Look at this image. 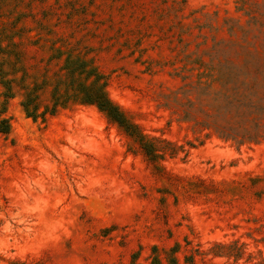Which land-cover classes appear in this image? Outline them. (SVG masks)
I'll list each match as a JSON object with an SVG mask.
<instances>
[{
    "label": "rangeland",
    "instance_id": "rangeland-1",
    "mask_svg": "<svg viewBox=\"0 0 264 264\" xmlns=\"http://www.w3.org/2000/svg\"><path fill=\"white\" fill-rule=\"evenodd\" d=\"M83 60L161 157L95 105L27 116ZM4 83L0 264H264V0H0Z\"/></svg>",
    "mask_w": 264,
    "mask_h": 264
},
{
    "label": "trees",
    "instance_id": "trees-1",
    "mask_svg": "<svg viewBox=\"0 0 264 264\" xmlns=\"http://www.w3.org/2000/svg\"><path fill=\"white\" fill-rule=\"evenodd\" d=\"M76 63L75 61L69 60L68 63ZM81 67H68V75L70 80L66 84L67 93L62 98L59 93V88L56 87V91L53 96V104L46 107L45 110L40 111L38 104H36V99L30 93L26 96L25 100L22 102L24 111L28 117L33 118L35 121H38L40 118L42 121H45L48 117V114H55L60 106H64L72 99L86 105H95L99 108L100 111L104 112L110 121L120 125L130 136H133L137 139L140 144V147L144 150L145 154L149 156L152 160H156L158 157L162 156L159 149L154 142H152L148 136L142 133L139 130V126L134 123L123 109L114 102L106 88V82L101 81L102 76L97 72L95 67L89 65V61H81ZM81 74L82 81H78L76 75ZM6 86V91L4 93L5 100L0 104V133L3 135H9L12 131V122L10 117L7 114L8 100L10 97H13L12 88L8 83H4ZM245 103L243 102H230L223 109L227 111L229 106L238 109L242 107ZM210 124L216 125L218 128L224 130L227 136L230 135L226 131V127L219 123L218 119L212 121L209 119ZM229 124L227 127H231Z\"/></svg>",
    "mask_w": 264,
    "mask_h": 264
}]
</instances>
